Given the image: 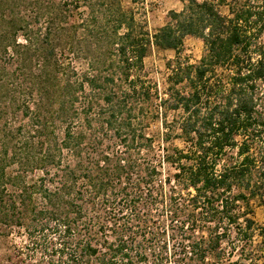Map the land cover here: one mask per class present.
Segmentation results:
<instances>
[{
	"label": "trees",
	"instance_id": "obj_1",
	"mask_svg": "<svg viewBox=\"0 0 264 264\" xmlns=\"http://www.w3.org/2000/svg\"><path fill=\"white\" fill-rule=\"evenodd\" d=\"M179 1L150 33L123 0H0V230L32 264H225L227 241L242 264L255 234L264 264V0ZM153 49L174 53L163 96Z\"/></svg>",
	"mask_w": 264,
	"mask_h": 264
},
{
	"label": "rangeland",
	"instance_id": "obj_2",
	"mask_svg": "<svg viewBox=\"0 0 264 264\" xmlns=\"http://www.w3.org/2000/svg\"><path fill=\"white\" fill-rule=\"evenodd\" d=\"M203 1V0H198ZM230 1V0H227ZM129 0H123V4L126 7L131 8L137 19L141 21L143 26L146 27L148 32L153 33L156 29L165 25L167 21V15L170 11L179 12L183 4L179 0H139L136 4L130 3ZM220 11L223 14H227V7L221 6ZM85 15V13H83ZM264 40V33L262 36ZM204 45L201 40L193 37H187L184 40L182 51L179 55L182 62L188 61L189 63H197L203 54ZM174 59V53L172 51H158L153 49L144 60L145 71L147 73V80L152 83L153 87H156L159 96H163L166 88V77L169 74V70L166 66L167 61ZM77 68H82L77 64ZM159 99L155 100L154 105H150L144 110V118L147 116L152 119L144 123L145 133L149 136H153L155 143V154L157 160L162 159V147L160 146V133L163 127H161L159 121V110L157 111ZM173 117L172 113L169 114L168 120ZM148 122V124H146ZM175 146L180 149L184 148L183 143L180 140L173 139L170 143V147ZM169 147V148H170ZM174 170L171 166L163 164L161 168V179L171 177ZM251 208L253 214L251 217L257 225L264 224V198L262 201L252 200ZM166 223V218H163ZM24 229L12 228L0 230V264H32L33 257L31 249L28 248L26 241V234ZM235 233H233V240ZM230 241V240H229ZM259 241V237L255 234L253 242L245 246V251L242 254V264H261L259 258L255 255L256 244ZM234 242V241H233ZM223 259L225 264H233L238 256L241 254V244H234L230 242H224ZM253 259L254 262L251 263Z\"/></svg>",
	"mask_w": 264,
	"mask_h": 264
}]
</instances>
